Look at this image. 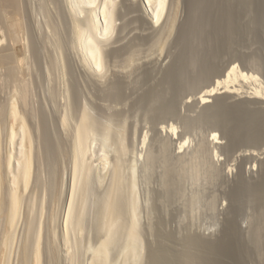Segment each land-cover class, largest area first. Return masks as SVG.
Listing matches in <instances>:
<instances>
[{
    "label": "rangeland",
    "instance_id": "obj_1",
    "mask_svg": "<svg viewBox=\"0 0 264 264\" xmlns=\"http://www.w3.org/2000/svg\"><path fill=\"white\" fill-rule=\"evenodd\" d=\"M137 1H118L115 30L102 46L105 66L104 71L99 72L87 64L80 54V48L73 42L65 0H19L26 15L23 19L24 25L15 30L24 39H21V49L23 53L26 51L22 57L25 68L22 67V73L19 71L21 74L18 72L17 80H14L5 66L0 67V125L6 117L7 102L12 97L15 98L17 104L21 105H18L19 109L30 129L33 166L27 191L22 194L23 208L21 207L16 223L17 229L14 230L15 236L6 264H28L20 249H23L22 243L25 244L28 238L26 209L31 199L35 200V207L41 209L38 211L41 215H36L41 221L40 264H74L75 259L72 261L71 255L67 256L71 250L75 253L76 248L79 253L74 254L75 257L78 255L75 263L87 264L91 253L83 248L85 245L97 244L100 238L98 211L96 213L97 208H94L100 202L94 207L93 205L96 201H101L102 195H97L101 193L104 185L96 178L91 182L93 187L91 184L90 188L93 190L90 196L92 198L94 191L96 195L93 197L98 199L95 201L94 198H89L92 201L94 199V203L88 207L83 231L76 235L71 233L73 235L69 244H73L70 245L73 249H69L62 237V214L67 203V188L70 183L72 128L83 107H88V111L90 110L97 120L122 128L123 131L111 127L112 131L115 129L125 132L123 134L128 147L126 161L134 156L138 157L135 180L138 182V207L142 211L138 209L143 244V255L139 264H209L213 261L227 264H264V153L255 158L252 157L254 155L249 154L250 158L248 154H243L255 147L241 141L235 132L233 138L235 123L234 120L228 122V116L231 115V119L232 114L239 108L257 110L258 107L259 110L262 107L264 110V22L261 21L263 18L259 19V11L252 9L254 6L256 8L255 4L264 2L243 0V3H246L244 7L240 5L241 0H233L234 3L230 0H225V3L222 0H217L216 3V0H176L174 30L170 32L172 34L169 33L170 36L160 40L157 36L160 34L161 22L151 25L150 16ZM227 2L232 3L233 7L238 5L234 9L232 4L228 6ZM260 6L262 9L263 6ZM167 7L169 8V5ZM215 7L222 13L215 11ZM222 7H229L232 11L234 9V12L239 14L234 13L236 31L233 29V39L231 35L229 38L227 33L222 32V36L219 30H215L218 29L216 26L220 23V18L225 16V8ZM243 7L249 12L253 10V14L246 13ZM241 8L244 9L245 14L241 11L243 15ZM227 9L225 11H229ZM88 13V9H85V12L78 16L82 23L87 22ZM216 13L224 14L220 18L218 15L219 21ZM210 14L216 15L213 17ZM240 14L241 17L236 20ZM212 22L218 24L214 26ZM4 36L0 26V46L6 42ZM222 38L224 43L220 41ZM228 38L232 39L229 42L231 45L226 41ZM234 64L257 75L256 83L252 82L255 85L250 81L242 82L245 85L244 90L247 88V91L258 87L259 101L255 102L252 98H231L224 93L201 96L206 86L212 85L218 78L219 74L216 73ZM261 101L262 103H259ZM66 112L69 114L68 124L63 126L61 118ZM226 122L231 123L230 126ZM212 131L220 135V142L217 143L219 160H216L212 176L202 180L199 185L203 192L200 191L201 203L198 204L202 206L196 207L194 218L191 219L185 209V196H181L175 187L173 189V186L169 187L165 182V163L158 159L159 162L155 161L154 164L156 166L152 165L146 169L143 156L151 149L150 152L159 157L168 153L167 159L172 158L173 161L170 159V162L177 164L175 144L181 135L188 137L191 134L188 138L191 139L192 148L198 140L208 138ZM113 138L109 141L110 154L114 151L111 149L114 148ZM167 142H171V145ZM95 147L97 150L98 146ZM260 147L259 145L257 148ZM227 232H233L235 244L240 247L238 254H241L237 263L234 256L229 257L230 255L223 253L222 255L211 249L212 247L209 248L223 241ZM210 243L211 245H208ZM78 247L82 251L78 250ZM116 249L111 251L114 261L118 253Z\"/></svg>",
    "mask_w": 264,
    "mask_h": 264
},
{
    "label": "bare ground",
    "instance_id": "obj_2",
    "mask_svg": "<svg viewBox=\"0 0 264 264\" xmlns=\"http://www.w3.org/2000/svg\"><path fill=\"white\" fill-rule=\"evenodd\" d=\"M118 1L119 0H65L66 5L68 6V16L70 19L69 22H71L73 42L75 43V46L80 48V54H82L84 60H86V62H88L87 64H90L94 69H96L99 72L104 71L103 69L105 66L104 65V58H103V48L104 47L102 48V46H103L105 41L110 39V37L113 35L114 30H115V23H116L115 20L117 19L116 18V7H117L116 5H117ZM224 1L225 0H222V2H224ZM230 1L232 2L233 0H230ZM236 1L238 2L240 0H236ZM246 1L248 2L249 0H246ZM138 2L144 6V8L147 12L146 14H148L150 16V19L152 22L151 25L152 24L157 25L161 22L159 24L160 25L159 26L160 34L158 33L159 35L157 37L160 40H164L169 35V33L172 31L174 23H175V14H176V9H175L176 3L175 2H176V0H138L137 3ZM216 2H217V0L215 1V3ZM240 2H242V4H240L242 6L244 4H246V3H243V2H245L243 0H241ZM255 2H257V0L253 1V3H255ZM263 2H264V0H263ZM201 3H203V2H201ZM227 3H228V6L232 4V3L229 4V2H227ZM233 3H234V1H233ZM253 3H252V5L254 6ZM211 4H212V2H211ZM222 4L220 3L221 6H222ZM168 5H169V8L167 7ZM237 5H235V7H237ZM240 5H239V7H240ZM255 5H256V8H255V6L254 7L252 6L253 8L251 6H249V8L251 7L253 10L255 9V12H256V10L259 11V12H257L260 14L259 19L263 18L261 21L264 22V3L263 4H261V3L255 4ZM259 5H262L263 8L261 9V6L259 7ZM223 6H224V4H223ZM225 6H226V4H225ZM21 7H20L19 0H0V26L2 27L3 35L5 33V36L3 38H5V40H6L5 44L4 45L1 44V46H0V67L5 66L9 72V75L13 79L15 78L16 80H17V77L19 75L18 72L21 71V73H22L23 68H25V67H23L24 63H23L22 59H24V58H22V57L26 51L23 53V50L21 49V46H22L21 44L23 42V41L21 42L22 36H21V34H19L18 31H16L19 28H21V26L24 25L23 19H24V15H26V14L23 12L24 9L22 10ZM231 7L235 9V7H233V4ZM244 7H245V5H244ZM222 8H225V7H222ZM247 8H248V6H247ZM247 8H244V9H246L245 10L246 13L249 12V11H247ZM85 9H88V12H89L88 13V20L86 23H84V22L82 23L78 16L81 15L83 12H85ZM216 9H218V8L215 7L214 10L217 11ZM219 9H221L220 6H219ZM226 9H227V7L224 9V11L222 9V11L225 14L224 17H223L224 14L220 15L222 12L217 11L220 13V14L216 13L217 14V16H216L217 20H218V15H219V18L220 17H223V18H220V21L218 20L220 23L216 20V22L219 23V24L217 23L218 26H216V27H218V29L216 27H215L216 29L215 28L214 29L217 30V32L219 30L221 32V34H222V32L225 34L227 33L226 35H228V37L231 35L230 37H232V39H233L234 35H232V34L234 32L233 29L235 28L234 24H236L235 23L236 22L235 21L236 16L234 17V13L236 11L234 12V9H233V11L230 10L229 7H228L229 11H225ZM239 9L240 8H238V10ZM244 9L241 8L240 12L242 11L244 13V11H243ZM208 11H207V13H208ZM252 11H250V12H252ZM250 12L248 14L251 15ZM253 12H252V14H253ZM237 13L238 12H236V15H239ZM243 13H242V15H243ZM216 14H210V15L215 16ZM216 17H215V19H216ZM238 17L240 18L241 14H240V16H237L236 20L238 19ZM247 20L248 19H246V22H247ZM223 22H224V24H222ZM238 22L240 23V21H238ZM12 23L14 24V26H13L14 28L12 27ZM211 24H213L215 26L216 23L212 22ZM236 28L238 29V27H236ZM234 30L236 31V29H234ZM237 32H238V30H237ZM214 33H215V31H214ZM170 34H172V33H170ZM197 35H198V33H197ZM219 36H221V35H219ZM222 36H223V34H222ZM232 39H229L230 41L229 40H226V41H228V43H229L232 41ZM22 40H24V39H22ZM217 41H219V40H217ZM220 41L223 42V38ZM234 42H233V44H234ZM236 42H238V41L236 40ZM228 43L226 45H228ZM229 44L231 45V43H229ZM79 48H77V49H79ZM211 51H212V49H211ZM215 52H217V51H215ZM217 55L219 56L218 53H217ZM208 57H209V55H208ZM212 57L213 56H211V58ZM196 58H197V56H196ZM192 59H191V61H192ZM196 61H198V60H196ZM191 64H192V62H191ZM193 64H194V62H193ZM212 64H213V62H212ZM211 65H209V66H211ZM6 68H4V69H6ZM211 68L213 69L214 67L211 66ZM218 69H220V68H218ZM210 70H208V71L210 72ZM214 71H216V70H214ZM214 71H211V72L213 73ZM206 73L209 74L207 72V70H206ZM190 74H192V72ZM216 74H219V76L217 75L218 78L216 79V81L212 85H207L206 88L202 91L201 96H204V95L208 96V95L213 94V93H215L216 95L224 93L226 95H229L231 98H236V97L245 98V99L252 98L255 100V102L259 101L258 98L260 97V90L258 89V87L255 86L252 88V91H247V88L244 90L245 85L242 82V81H244V82L250 81L252 83L253 81H255V83H256L258 78H257V75L254 74L253 72H248V71L242 69L238 64H234L231 66H227L225 69H222L220 72H218ZM19 79H23V78H19ZM18 81L21 82L20 80H18ZM255 83L254 84L252 83V84L255 85ZM17 86H18V84H17ZM117 90H119V89L117 88ZM232 100H235V99H232ZM7 103H8V105L5 108L6 109L5 110L6 117H5L3 124L1 123V125H0V264H6L7 256L11 252L12 241H13V237L15 236L14 230L17 229L16 223L20 217L19 216L20 210L23 208L21 205L23 202L22 194H23V191H25V192L27 191L26 189L28 188V185L30 183L32 166H33L32 165L33 159H32L31 133H30V129H29V126H28L26 120H25L23 114L21 113V111L19 109L18 105H20V104H17V100L13 97ZM259 103H262V101ZM87 108L83 107L80 110V112L78 110V112H79L78 118L76 119V122H75V124H73L74 126L72 128V151H71L72 154H71V158H70L71 159L70 183H69V186L67 188V191H68L67 192L68 197L66 196L67 197V203H66V206H64L65 209H64L63 214H62V221L61 222L63 223V227H64V228H62V237L64 239V242L69 246V249H70V247H71L70 245L73 246V244H69L70 239L72 240V238H71L72 235L73 234L76 235V234L81 233L83 231L84 227L86 226V225L84 226V223H85L84 218H86L85 217L86 213L88 214V211H87L88 207L90 208V205L92 206V204L94 203L93 202L94 199H95V201L98 199L97 196L102 195L101 198L99 197L101 199V201H96L93 205V207H94L96 203L100 202L99 205L96 204V207H94V208L98 209V210L96 209V213L98 211V213H97L98 218L97 219H98V226H99L100 234H101L100 238H99L97 244H95L93 246L92 245H88V246L85 245L84 248L82 247L85 250L87 249L86 251L89 250L91 253L87 264H139L141 261L142 255H143L142 254L143 244H142V238H141V230H140L141 228H140V224H139L140 220H138L139 219L138 216L140 215L139 214L140 212L138 211V209H139L138 205L140 204V203L138 204V202L140 201V200L138 201V196H139L138 193L139 192L138 193L136 192V191H138V190H136L137 189L136 183H138V182H137V180H135V176H136L135 174H137L135 172V168H136V164H138L137 163L138 157L134 156L133 159H129V160L127 159L129 162L126 161L127 157L125 154L127 152L128 147H127V145H126L127 143L125 141L126 137H124L125 135L123 134L125 132L122 133V131H123L122 128L115 127L114 125L110 126L108 124V122H106L107 123L106 124L105 122H103L101 120H97L98 118L96 119L95 115L93 116L91 114V112H89L90 110L88 111ZM260 108H262V107H260ZM260 108H259V110H258V107H257V110H254V109L252 110V108H251V110L245 109V108H243V109L239 108L232 114L233 116L231 117V119L229 117L231 115L228 116V119L230 121L227 119L228 122H231V120L232 121L234 120L235 126H233L234 129H233V131L231 129V131L233 133L235 132L238 135L236 137H239L240 140L243 141L244 143L246 142L247 144H250L251 147L252 146L255 147L254 149L250 148V149L246 150L245 153H243V151H242L241 154L242 153L248 154V156H249V154L251 156L254 155V156H252L254 158L259 157L261 154L264 153V110H263V108L262 109H260ZM66 115H67V112L65 114L63 113L62 118H61L63 126L68 124L67 117L69 114L67 116ZM111 118H112V116H111ZM152 118L153 117H151V119ZM109 120H110V118H109ZM109 120H107V121H109ZM225 120H226V118H225ZM99 121H101L103 123H101ZM228 122H226V123L228 124ZM70 123L71 122H69V124ZM115 124H116V122H115ZM230 124H228V125L230 126ZM111 127L115 128V129L116 128L121 129L122 131H120V130L117 131L114 129L113 131L115 133H113V131H112L113 128H111ZM67 130H69V129H67ZM235 133H234V136H232L233 138L235 137ZM113 136H114V138H113ZM218 136H220V135H218V133L216 131H212L210 133V135L208 136V138H206V139L202 138V139L198 140V142L194 144L195 146L190 148L191 147V145H190L191 139H189L187 136L182 137V135H181V138L180 139L178 138L179 140L177 139L176 144H175V146H176L175 152H176V155L178 156V157L176 156L178 159L175 158L176 160H178L177 164H173L170 162V159L173 161L172 158L167 159L168 153H167V155L164 153V156L159 157L158 155L154 154L153 152H150L151 149L149 150L148 148L147 149L149 150V152L147 150L146 154L143 156L144 160L142 159L143 162H145V168L146 169H148L150 166L154 165L156 163L155 161H157L158 159L162 160L165 163L164 174H163V176L165 175V178H166L165 182L167 183V185L169 187L173 186V189L175 187L178 190V191L177 190L176 191L179 194H181V196H185L184 203H185L186 208L185 207L184 208L187 209L186 210L188 212L187 216L188 217L190 216L191 219L194 218L193 215L195 214L194 212H195L196 207L202 206V205L198 204V203H201V202H199L200 201V191H201L199 188V185H201L200 183L202 182V180L205 181V180H207V178L208 179L210 178V175L213 173V169L215 170L216 160H219L217 143L220 142V141H218V138H220V137H218ZM112 138H113L112 142H113L114 148H111V149L114 151H111V154H110L109 141ZM237 140H239V139H237ZM95 143H97L98 145L97 144L95 145ZM111 143H110V145H111ZM168 144L171 145V142ZM257 145L258 146L260 145L261 147L258 149ZM95 146H98L97 150H95L96 149ZM131 147H132V144H131ZM112 152H113V154H112ZM154 152L156 153V150ZM163 152H165V149ZM130 155H131V151H130ZM171 156H172V154H171ZM157 162H159V161H157ZM154 166H156V165H154ZM94 178H96L98 181H100L99 183L103 182L104 186L102 185L103 188L101 190V193L99 192L98 195L95 196V197H97V199L93 197L94 195H96V194H94V191H93L92 198H94V199L92 201L90 194H92L91 192H92L93 188H90V186L92 184L91 183L92 180H95ZM139 178H140V176H139ZM150 178H151V176H150ZM159 181H161V180H159ZM93 183H95V182H93ZM101 184H100V186H101ZM202 184H204V183H202ZM163 186H165V185H163ZM92 187H93V184H92ZM146 188H148V187H146ZM187 190H188V192H187ZM201 192H203V191H201ZM186 193H188V195ZM147 195H148V193H147ZM89 198H91V199H89ZM172 198H174V197H172ZM89 200H91L90 201L91 203L89 202ZM207 200H208V198H207ZM31 201H29L30 203L28 202L29 204L27 205V209H26L27 213H28V217H27L28 218V221H27L28 225L26 228L28 238H27V241H25V244L22 243L24 247H22L23 249H20V250L23 251L22 252L23 256H24L23 258L27 261L26 263L29 264L31 261H33L32 264L33 263L34 264H40V238H41V224H40V222L41 221L38 220L39 217H37L36 215H38V216L41 215V214H39L40 212L38 213V211H40L41 209L39 210L38 206H37L38 208L35 207V204H34L35 200L33 201L31 199ZM36 205H37V203H36ZM97 205L99 208L97 207ZM140 207H141V205H140ZM198 213H199V211H198ZM55 214H57V213H55ZM184 214H185V211H184ZM3 221H4V225L2 226ZM53 229H54V227H53ZM71 233H73V234H71ZM232 233L227 232V235L225 234L226 237H224V240L221 241L222 243L220 242L219 244H215L216 246H212L211 243L208 245H211L209 248L212 247L211 249L216 250V252L218 251L221 254L223 253L226 255H230L229 257L234 256V258L236 259V263H237V260L239 262V254H241V253L239 252V254H238V248H240V247L238 246V244L237 245L235 244L236 241H234L235 238L233 237ZM54 235L56 238V234H54ZM77 240H79V239L77 238L76 241ZM77 242H75V244ZM81 243H83V242H81ZM68 246H67V248H68ZM71 248L73 249V247H71ZM74 248H76V246H74ZM79 248L80 247H78V250L82 251V249H79ZM114 248L118 249L117 256L114 258L115 261L111 258V256H112L111 251ZM76 250H77V248H76ZM76 250H75V253H79V251H76ZM71 251L69 252L70 254H68L67 257H69L71 255L70 257L72 258V261H74V259L76 261V257L78 258V255L75 257V255H74L75 253L73 251L72 252ZM9 257H10V255H9ZM112 260L114 261V263ZM231 260H233V259H231ZM75 261H74V264H76ZM185 264H194V263L193 262L192 263L185 262ZM209 264H227V263H223V262L219 263V261H215V262L213 261L212 263H209Z\"/></svg>",
    "mask_w": 264,
    "mask_h": 264
}]
</instances>
